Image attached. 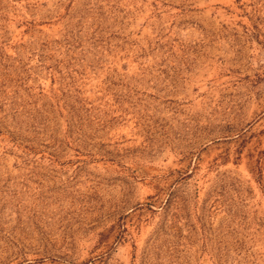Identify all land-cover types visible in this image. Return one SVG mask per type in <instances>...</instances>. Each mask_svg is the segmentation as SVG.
<instances>
[{
  "label": "rangeland",
  "instance_id": "obj_1",
  "mask_svg": "<svg viewBox=\"0 0 264 264\" xmlns=\"http://www.w3.org/2000/svg\"><path fill=\"white\" fill-rule=\"evenodd\" d=\"M0 264H264V0H0Z\"/></svg>",
  "mask_w": 264,
  "mask_h": 264
}]
</instances>
